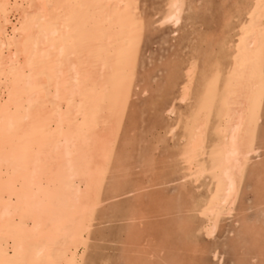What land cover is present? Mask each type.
<instances>
[{"label": "bare ground", "instance_id": "6f19581e", "mask_svg": "<svg viewBox=\"0 0 264 264\" xmlns=\"http://www.w3.org/2000/svg\"><path fill=\"white\" fill-rule=\"evenodd\" d=\"M211 262L264 264V0H0V264Z\"/></svg>", "mask_w": 264, "mask_h": 264}, {"label": "rangeland", "instance_id": "374dc122", "mask_svg": "<svg viewBox=\"0 0 264 264\" xmlns=\"http://www.w3.org/2000/svg\"><path fill=\"white\" fill-rule=\"evenodd\" d=\"M155 47H156V48H159V45H157V46L155 45V46L153 47V49H155ZM157 50H158V49H157ZM225 235H226V236H225ZM226 237H227V234H223V236H221L222 239H221V238H219V239H220V240H223V239L226 238ZM215 239L218 240V236H217ZM218 241H219V240H218ZM218 241H217V242H218ZM229 254H230V253L228 252L226 255L229 256ZM227 256H226V258H227ZM211 263L214 264V263H216V262H211Z\"/></svg>", "mask_w": 264, "mask_h": 264}]
</instances>
